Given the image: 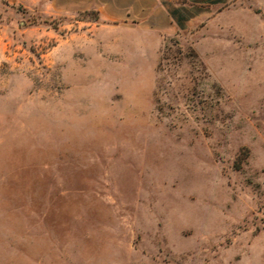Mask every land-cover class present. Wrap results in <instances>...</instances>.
<instances>
[{
  "label": "rangeland",
  "instance_id": "1",
  "mask_svg": "<svg viewBox=\"0 0 264 264\" xmlns=\"http://www.w3.org/2000/svg\"><path fill=\"white\" fill-rule=\"evenodd\" d=\"M0 264H264V0H0Z\"/></svg>",
  "mask_w": 264,
  "mask_h": 264
}]
</instances>
